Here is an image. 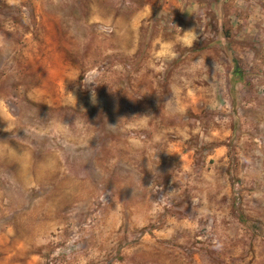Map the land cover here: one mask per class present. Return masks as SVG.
I'll return each mask as SVG.
<instances>
[{
    "label": "rangeland",
    "instance_id": "374dc122",
    "mask_svg": "<svg viewBox=\"0 0 264 264\" xmlns=\"http://www.w3.org/2000/svg\"><path fill=\"white\" fill-rule=\"evenodd\" d=\"M0 264H264V0H0Z\"/></svg>",
    "mask_w": 264,
    "mask_h": 264
},
{
    "label": "clouds",
    "instance_id": "9594fccd",
    "mask_svg": "<svg viewBox=\"0 0 264 264\" xmlns=\"http://www.w3.org/2000/svg\"><path fill=\"white\" fill-rule=\"evenodd\" d=\"M185 43H187V44H190V43H191V41H190V40H186V41H185Z\"/></svg>",
    "mask_w": 264,
    "mask_h": 264
}]
</instances>
